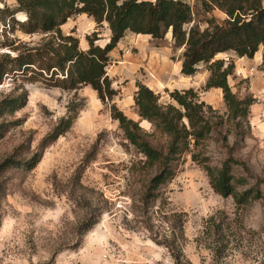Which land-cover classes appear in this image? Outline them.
I'll return each mask as SVG.
<instances>
[{
    "label": "rangeland",
    "instance_id": "374dc122",
    "mask_svg": "<svg viewBox=\"0 0 264 264\" xmlns=\"http://www.w3.org/2000/svg\"><path fill=\"white\" fill-rule=\"evenodd\" d=\"M185 1L194 11L191 25L204 28L211 18L221 22L227 17L220 0ZM7 6L13 11L17 1L0 0V9ZM80 15L62 26L65 33ZM13 16L18 22L27 19L24 11ZM105 23H96L85 36L74 28L82 48L94 31H99V42L104 43ZM13 25L9 11L0 13V61L16 55L11 47H32L44 37ZM148 38L150 46L158 48L153 73L142 66L127 69L119 55L110 59L108 72L118 91L113 101L117 107L152 132L135 105L140 81L152 85L162 103L170 102V92L176 89L194 88L226 118L222 90L205 88L210 75L207 65L200 64L194 75L183 74L182 64L180 71H173L183 48L174 46L170 34L164 39L145 35L137 40ZM136 45L127 48L129 55L138 54ZM262 54L261 47L253 58L235 52L216 56L233 60L232 90L254 102L237 144L233 127L225 123L201 147L209 163L220 166L227 157V145L234 146L235 158L246 164L252 176L241 165H236L235 173L252 182L264 181ZM31 77V73L10 70L0 84V101L27 93L24 107L0 118V124L9 128L0 137V264H264L263 182L261 199L238 206L232 196L213 189L202 164L187 153L178 162L174 179L156 192L157 199L146 201L147 185L156 169L144 166V156L125 138L110 105L89 85L68 91ZM74 105L79 108L71 129L42 147L43 138ZM225 135L228 144L222 141ZM150 140L160 143L158 138ZM42 151L34 169L9 164L11 159L26 161Z\"/></svg>",
    "mask_w": 264,
    "mask_h": 264
},
{
    "label": "trees",
    "instance_id": "16d2710c",
    "mask_svg": "<svg viewBox=\"0 0 264 264\" xmlns=\"http://www.w3.org/2000/svg\"><path fill=\"white\" fill-rule=\"evenodd\" d=\"M17 9L9 11L16 26L27 34H44L42 41L32 47H11L16 55L0 61V84L10 70L31 73V78H41L47 87L77 90L91 86L99 98L110 105L112 117L119 121L125 138L144 156V166L155 168L150 178L145 200L157 199L156 192L172 181L178 162L184 154L202 164L213 189L224 197L232 196L238 206H245L263 197L262 182L235 173L241 165L250 175L246 164L235 158L234 146H228L227 157L220 166H213L204 157V142L228 125L233 127L234 144L243 138L244 122L248 119L254 100L244 99L232 90L229 76L234 72L233 60L216 58L223 52H235L240 57L253 58L263 48L264 66V0H220L219 7L226 13L223 21L211 18L204 28L192 24L194 11L185 0H16ZM24 11L27 19L18 22L13 15ZM76 14L92 16L98 26L107 22L111 29L108 42L100 43L99 31L87 35L89 47H81L75 30L65 33L62 26ZM130 31L154 39H164L171 32L176 48L184 47L181 72L194 75L200 64H206L210 75L205 88H220L227 106L226 118L202 100L194 88L170 92V102L162 103L160 95L143 82L138 81L134 100L142 119L152 126V132L142 128L140 122L129 118L113 102L118 91L108 75L110 53ZM13 44V43H11ZM27 93L18 98L0 101V118L15 113L25 106ZM78 105L70 106L68 114L42 140L46 148L71 129L78 113ZM0 124V137L9 130ZM158 138L153 144L150 138ZM229 136L222 137L228 144ZM43 156L36 152L26 161L11 159V166L34 169ZM248 186V187H247ZM246 187V188H245Z\"/></svg>",
    "mask_w": 264,
    "mask_h": 264
},
{
    "label": "crops",
    "instance_id": "0c3cea01",
    "mask_svg": "<svg viewBox=\"0 0 264 264\" xmlns=\"http://www.w3.org/2000/svg\"><path fill=\"white\" fill-rule=\"evenodd\" d=\"M149 1H154V0H149ZM74 20H72V23L70 24L69 30H74V28H75L77 32L84 33V36H85V33H87L89 31V29L94 30V27L96 26L95 19L92 16H89L88 14H81L76 21H74ZM105 24H106V26H108V28H107L108 33L105 35L106 38L103 40H104V42H108L110 40V37H111V29L109 28V25L107 22ZM168 34L171 35V38L173 40L172 33L169 32ZM78 35L80 36V33H78ZM144 36H145L144 34H136V33H132L130 31H128L126 33V35L120 40V42L118 43L116 48L111 51L110 59L116 58L119 55L121 58H123L122 64L124 63L125 66L127 67V69L135 70L138 67L142 66V67L146 68L149 73H153L155 70V63L159 59L158 58V51H157L158 48L157 47L154 48V47L150 46L149 38L146 39L147 41L144 40V41L139 43L137 38H143ZM134 40H137L138 42H136ZM173 42H174V40H173ZM133 43L134 44L137 43L136 47L139 48L138 54L135 56H131V55H129V53L125 54V51L127 50V48L129 46L132 47ZM88 47H89V44H88V41L86 38L85 45L83 46V48L86 49ZM182 48H183V52H184L185 48L184 47H182ZM120 53H123V56H121ZM182 62H183V54H182V58H180L178 60L176 67L173 69V71H175L176 69L178 71H180V67H181ZM108 75H109V72H108ZM144 84L147 85V83H145V82H144ZM147 86H149L151 89H153L152 85H147Z\"/></svg>",
    "mask_w": 264,
    "mask_h": 264
},
{
    "label": "built area",
    "instance_id": "2783aa9c",
    "mask_svg": "<svg viewBox=\"0 0 264 264\" xmlns=\"http://www.w3.org/2000/svg\"><path fill=\"white\" fill-rule=\"evenodd\" d=\"M126 52L128 53V52H130V51L126 50Z\"/></svg>",
    "mask_w": 264,
    "mask_h": 264
}]
</instances>
